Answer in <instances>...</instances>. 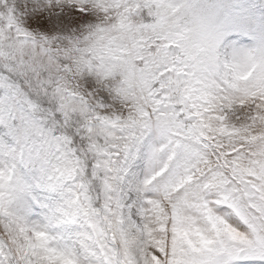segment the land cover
<instances>
[{"label": "snow or ice", "instance_id": "obj_1", "mask_svg": "<svg viewBox=\"0 0 264 264\" xmlns=\"http://www.w3.org/2000/svg\"><path fill=\"white\" fill-rule=\"evenodd\" d=\"M0 264H264V0H0Z\"/></svg>", "mask_w": 264, "mask_h": 264}]
</instances>
